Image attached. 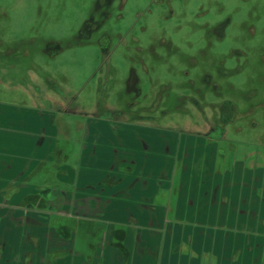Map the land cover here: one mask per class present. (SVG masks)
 Here are the masks:
<instances>
[{
  "label": "crops",
  "instance_id": "obj_1",
  "mask_svg": "<svg viewBox=\"0 0 264 264\" xmlns=\"http://www.w3.org/2000/svg\"><path fill=\"white\" fill-rule=\"evenodd\" d=\"M48 95V121L33 104L0 101V264H225L240 257L231 246L251 257L248 237L263 252L262 172L232 168L216 127L118 123L100 102L87 112ZM65 115L85 120L56 129Z\"/></svg>",
  "mask_w": 264,
  "mask_h": 264
},
{
  "label": "rangeland",
  "instance_id": "obj_2",
  "mask_svg": "<svg viewBox=\"0 0 264 264\" xmlns=\"http://www.w3.org/2000/svg\"><path fill=\"white\" fill-rule=\"evenodd\" d=\"M55 92L65 108L100 102L103 120L216 127L232 168L247 162L264 178V0H0L1 103L33 104L48 121ZM75 117L54 126L85 120ZM247 241L251 257L231 246L240 257L225 264H264V243L260 254Z\"/></svg>",
  "mask_w": 264,
  "mask_h": 264
}]
</instances>
